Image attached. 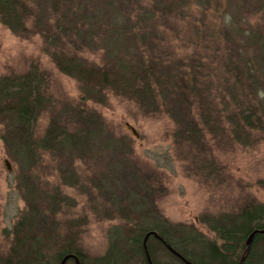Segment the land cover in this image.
<instances>
[{
  "label": "trees",
  "instance_id": "trees-1",
  "mask_svg": "<svg viewBox=\"0 0 264 264\" xmlns=\"http://www.w3.org/2000/svg\"><path fill=\"white\" fill-rule=\"evenodd\" d=\"M137 1L125 10L116 6L117 2L96 9H76L74 0L63 3L64 15L55 24L58 31L69 37L79 34L81 25L88 27L90 37L97 36L98 46L104 51L99 62L53 53L60 72L79 81L83 98L96 100L110 90L130 99L140 113H166L173 120L174 135L180 143L199 142L208 135L241 139L242 134L250 138L264 134V0ZM48 5L61 7V0H0V22L15 34L41 33L36 10L40 6L46 11ZM215 13H220L222 20L212 22L221 21L224 38L220 40L219 36V47L204 54L194 53V58L190 54L176 57L179 34L191 28L198 34L206 18ZM241 20L247 27L239 25ZM160 22L169 25V31L172 28V41L169 32L158 29ZM181 36L189 43L199 40V35ZM45 37L51 46L59 45L51 41L59 35ZM166 46L175 59H171L170 48L164 51ZM214 77L218 81L223 78L225 85ZM44 83L43 75L34 67L0 79V121L5 125L1 137L8 154L24 173L46 151L82 155L94 151L97 144L104 147V140L111 136L102 116L74 114L72 109L62 110L47 132L38 136L37 121L49 102ZM68 112L74 120L69 121L75 124L72 128L59 122ZM23 183L28 190L34 180L29 177ZM33 190L28 199L35 198ZM39 215L33 210L15 222L12 251L0 258V264H61L70 254L74 256L65 264H186L167 245L193 264H240L249 235L255 229H264L262 202L246 204L235 214L209 220L212 239L186 233L181 230L183 225L172 228L165 220L150 217L147 222L127 223L125 229L112 231L107 253L94 257L79 244V235L72 234L71 228L63 235L54 229L53 222ZM152 231L158 236L150 234L146 239ZM241 264H264V233L254 236Z\"/></svg>",
  "mask_w": 264,
  "mask_h": 264
},
{
  "label": "rangeland",
  "instance_id": "rangeland-1",
  "mask_svg": "<svg viewBox=\"0 0 264 264\" xmlns=\"http://www.w3.org/2000/svg\"><path fill=\"white\" fill-rule=\"evenodd\" d=\"M65 1L61 0V7L48 5L46 11L38 7L41 33L15 34L0 22V79L12 73H25L31 67L43 75L49 102L37 121L38 136L47 132L55 116L68 109L74 114L102 116L111 136L104 140V147L97 144L94 151L82 155L63 156L46 151L24 173L8 154L1 137L5 125L0 121V258L12 251L15 222L33 210L53 222V228L63 235L71 228L72 234L79 235L77 240L84 250L97 257L109 250L112 231L125 229L127 223L135 225L152 217L161 222L165 220L172 228L183 225L181 230L186 233L212 239L214 233L209 230V220L235 214L246 204L264 203V134L253 138L242 134V140L230 139L226 134L218 138L208 135L199 142L180 143L174 135L173 120L166 113H140L130 99L110 90L102 92L96 100L83 98L81 84L60 72L53 53L99 62L104 51L98 46V37H90L88 27L81 25L79 34L69 37L58 31L55 24L64 15ZM74 2L76 9L106 7L117 2L120 4L115 5L125 10L138 1ZM220 13L207 17L198 34L195 29H184V34L199 35V40L189 43L180 33L176 57L190 54L194 58V53L216 50L221 42L219 36L220 40L224 38L220 32ZM216 18L221 21L213 24ZM238 23L247 27L242 20ZM157 26L162 32H169L172 41V28L169 31V25L162 22ZM45 34L59 35L51 40L59 45L51 46ZM93 38L97 40L94 43ZM169 48L166 46L164 51ZM171 59H175L172 50ZM216 78V82L225 85L223 78L219 81ZM69 112L63 113L64 118L59 122L72 128L75 124L70 125L69 121L74 120ZM29 177L34 183L25 190L23 182ZM33 188L35 198L28 199L26 196H30Z\"/></svg>",
  "mask_w": 264,
  "mask_h": 264
},
{
  "label": "water",
  "instance_id": "water-1",
  "mask_svg": "<svg viewBox=\"0 0 264 264\" xmlns=\"http://www.w3.org/2000/svg\"><path fill=\"white\" fill-rule=\"evenodd\" d=\"M134 130V129H133ZM7 165L9 166V163L7 161ZM257 233H264V229H255L248 237L247 241H246V245H247V248H246V251H245V256H243L240 260V264L242 263V261L246 258V256L249 254L250 250H251V246H252V243H253V239H254V236L257 234ZM150 234H155V236H158V234H156L155 232H150L147 234L146 236V239L149 237ZM168 248L173 252L175 253L177 256H179L180 258H182L186 264H193L191 261L185 259L182 257V255H180L178 252H176L170 245H167ZM74 256V254H70V255H67L63 258L61 264H65L66 261L70 258Z\"/></svg>",
  "mask_w": 264,
  "mask_h": 264
}]
</instances>
